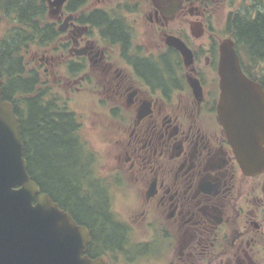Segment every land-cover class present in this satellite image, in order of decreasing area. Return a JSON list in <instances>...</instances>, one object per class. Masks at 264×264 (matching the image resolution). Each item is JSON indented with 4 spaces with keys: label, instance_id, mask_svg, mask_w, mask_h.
<instances>
[{
    "label": "flooded vegetation",
    "instance_id": "af4514ba",
    "mask_svg": "<svg viewBox=\"0 0 264 264\" xmlns=\"http://www.w3.org/2000/svg\"><path fill=\"white\" fill-rule=\"evenodd\" d=\"M3 2L0 44L23 41L17 57L32 81L27 98L68 113L91 161V134L101 136L103 164L88 172L122 235L105 263L264 264V169L242 171L217 113L220 42L211 44L212 20L234 0H33L32 20L43 32L21 41ZM174 39L190 49L192 64ZM60 90L95 95L105 119L94 128Z\"/></svg>",
    "mask_w": 264,
    "mask_h": 264
},
{
    "label": "water",
    "instance_id": "95a60500",
    "mask_svg": "<svg viewBox=\"0 0 264 264\" xmlns=\"http://www.w3.org/2000/svg\"><path fill=\"white\" fill-rule=\"evenodd\" d=\"M170 45L186 66L192 64V53L181 41ZM218 52V120L240 168L254 174L264 169V91L243 73L231 38L219 43ZM90 242L86 227L31 180L18 117L2 99L0 78V264H106L86 255Z\"/></svg>",
    "mask_w": 264,
    "mask_h": 264
},
{
    "label": "trees",
    "instance_id": "16d2710c",
    "mask_svg": "<svg viewBox=\"0 0 264 264\" xmlns=\"http://www.w3.org/2000/svg\"><path fill=\"white\" fill-rule=\"evenodd\" d=\"M3 1V5L7 1L15 23L20 25L14 30L15 38L21 41L32 38L34 31L43 32L38 30V21L32 20L34 10L38 9L33 0ZM22 25L30 33L22 31ZM225 31L234 41L243 73L264 88V3L233 12L226 21ZM22 42L0 44V78L2 97L12 103L18 117L27 172L42 193L78 224L90 228L92 240L86 252L89 258L102 257L106 250L116 253L122 235L103 212V192L90 179L88 168L92 163L75 142L71 116L64 111L56 115L54 108L48 103L43 105L38 96L27 98L32 81L26 79L21 59L17 57Z\"/></svg>",
    "mask_w": 264,
    "mask_h": 264
},
{
    "label": "rangeland",
    "instance_id": "374dc122",
    "mask_svg": "<svg viewBox=\"0 0 264 264\" xmlns=\"http://www.w3.org/2000/svg\"><path fill=\"white\" fill-rule=\"evenodd\" d=\"M263 3H264V0H245V1L242 0V3H240V0H234L233 5H230L229 3L228 6H226L223 10H218L217 13L214 14L213 20H212V26L214 30L212 34L213 41L211 40L212 41L211 44H218L223 38L226 37L224 23H225L226 16L229 12H234V11L237 12L239 10L244 11L246 8L258 7L260 6V4H263ZM3 17H6V15L3 14ZM1 18L2 16L0 14V34L2 32L4 23L7 22L6 20H3ZM14 24L16 23L13 19V25ZM207 40H208L207 36H205L203 39L199 40L198 44H206ZM46 47H42V49H45ZM31 54H32L31 51L23 54V61L25 63V67L27 71L31 69L33 66V62L31 60L32 59ZM45 77L48 78L47 75ZM52 87L54 86L52 85ZM51 92H55V88ZM60 95L69 101V105H70V98H71L70 106L78 108V110L82 112L83 114L86 113L88 119L91 122H93V125L95 126L94 128H97V125L105 119L106 115L105 116L103 115V111L101 107L96 105L95 95H92L89 93H78V94L70 95V94H67L65 90H60ZM91 135H92L90 138V140L92 141L91 147H92V150H94L92 154L93 155L92 159L95 161L92 162L90 160L89 158L90 153L88 155H85V158L88 159V161L90 160V162L92 163V167L95 166L96 168V167H99L101 163L103 164L102 156L105 153V147L104 145L102 146L101 144L102 143V141H100L101 136L100 138L95 137L96 129L94 130V133H92ZM98 155H99V158H98ZM96 174L97 173H94V176H98ZM117 204H120V202L117 201Z\"/></svg>",
    "mask_w": 264,
    "mask_h": 264
}]
</instances>
